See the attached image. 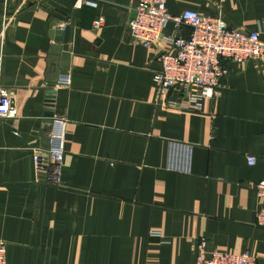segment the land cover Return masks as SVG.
<instances>
[{
	"label": "crops",
	"instance_id": "0c3cea01",
	"mask_svg": "<svg viewBox=\"0 0 264 264\" xmlns=\"http://www.w3.org/2000/svg\"><path fill=\"white\" fill-rule=\"evenodd\" d=\"M90 1L0 0V80L16 107L14 118H0L7 264H194L199 238L264 264V227L255 224L264 200L253 186L264 178V61L224 60L228 74L197 110L158 106L153 75L170 45L131 39L135 0ZM166 8L220 10L264 40V0H166ZM66 71L70 84L55 87ZM48 111L66 119L60 186L37 181L32 161L46 146ZM169 141L192 144L189 174L165 168Z\"/></svg>",
	"mask_w": 264,
	"mask_h": 264
},
{
	"label": "built area",
	"instance_id": "2783aa9c",
	"mask_svg": "<svg viewBox=\"0 0 264 264\" xmlns=\"http://www.w3.org/2000/svg\"><path fill=\"white\" fill-rule=\"evenodd\" d=\"M81 3L84 0H78ZM135 15L129 19L126 28L131 39L144 46L167 43L171 51H161L158 58L160 70L153 75L157 84V105L180 110H197L201 101L213 96L215 88L229 72L224 60L241 67L249 60L264 61V40L259 31H244L230 25L218 10L215 15H202L194 10H183L170 14L166 0H135ZM91 3L90 0H85ZM168 23L175 28L186 25L190 28L187 36H168L163 29ZM103 17L93 21L98 29ZM1 67V56H0ZM71 82L68 71L60 73L55 87L68 86ZM47 89L44 105L53 108V91ZM170 92H174L170 95ZM16 116L13 91L0 80V118ZM66 119L53 113L47 122L44 136L46 146L32 151V161L37 181L47 185L60 186L62 182L64 157V128ZM256 158L247 155V162L253 164ZM192 163V144L169 141L166 169L189 174ZM258 198L264 200V178L254 183ZM255 224L264 227V205L256 212ZM150 231V236H159ZM207 241L199 238L195 243L194 264H257L256 257L247 250L225 252L216 248L207 249ZM0 264H7L5 242L0 239Z\"/></svg>",
	"mask_w": 264,
	"mask_h": 264
},
{
	"label": "water",
	"instance_id": "95a60500",
	"mask_svg": "<svg viewBox=\"0 0 264 264\" xmlns=\"http://www.w3.org/2000/svg\"><path fill=\"white\" fill-rule=\"evenodd\" d=\"M134 15H135V12H134ZM61 33H62L61 29H52L49 32L50 36H54V35L61 34ZM52 115H53V111H48V116L51 117Z\"/></svg>",
	"mask_w": 264,
	"mask_h": 264
}]
</instances>
